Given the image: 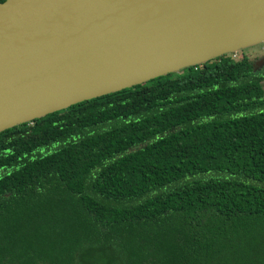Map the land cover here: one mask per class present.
<instances>
[{"label": "trees", "instance_id": "16d2710c", "mask_svg": "<svg viewBox=\"0 0 264 264\" xmlns=\"http://www.w3.org/2000/svg\"><path fill=\"white\" fill-rule=\"evenodd\" d=\"M258 66L228 53L1 131L0 264H264Z\"/></svg>", "mask_w": 264, "mask_h": 264}, {"label": "water", "instance_id": "95a60500", "mask_svg": "<svg viewBox=\"0 0 264 264\" xmlns=\"http://www.w3.org/2000/svg\"><path fill=\"white\" fill-rule=\"evenodd\" d=\"M260 43L264 0L0 1V132Z\"/></svg>", "mask_w": 264, "mask_h": 264}, {"label": "rangeland", "instance_id": "374dc122", "mask_svg": "<svg viewBox=\"0 0 264 264\" xmlns=\"http://www.w3.org/2000/svg\"><path fill=\"white\" fill-rule=\"evenodd\" d=\"M264 43L255 44L246 48H243L239 51H243L246 55H248L253 61H258L257 64L264 61V50H261L260 47ZM262 87L264 89V82H262Z\"/></svg>", "mask_w": 264, "mask_h": 264}, {"label": "flooded vegetation", "instance_id": "af4514ba", "mask_svg": "<svg viewBox=\"0 0 264 264\" xmlns=\"http://www.w3.org/2000/svg\"><path fill=\"white\" fill-rule=\"evenodd\" d=\"M260 49L261 50H264V44L260 47ZM256 62H258V61H256ZM262 66H264V64H261V62L259 63V66L257 67V68H260V67H262Z\"/></svg>", "mask_w": 264, "mask_h": 264}]
</instances>
